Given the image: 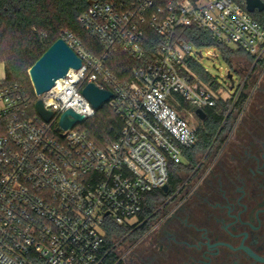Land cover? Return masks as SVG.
<instances>
[{
    "label": "built area",
    "instance_id": "1",
    "mask_svg": "<svg viewBox=\"0 0 264 264\" xmlns=\"http://www.w3.org/2000/svg\"><path fill=\"white\" fill-rule=\"evenodd\" d=\"M78 21L100 52L63 34L82 67L41 96L33 88L54 114L50 122L35 105L32 111L26 86L0 81V264H105L106 220L143 224L131 221L145 195L168 185L169 164L184 162L198 144L201 127L189 118L231 97L230 88L214 89L198 77L192 65L201 55L176 39L177 30L198 28L254 56V64L264 61V28L246 0H94ZM150 30L162 37L152 57L145 50ZM118 51L137 63L130 79L109 69ZM91 83L113 94L106 104L121 128L109 144L82 127L97 112L83 95ZM180 101L189 118L175 109ZM68 110L84 121L63 129Z\"/></svg>",
    "mask_w": 264,
    "mask_h": 264
},
{
    "label": "flooded vegetation",
    "instance_id": "2",
    "mask_svg": "<svg viewBox=\"0 0 264 264\" xmlns=\"http://www.w3.org/2000/svg\"><path fill=\"white\" fill-rule=\"evenodd\" d=\"M235 74L214 144L125 264H264V68Z\"/></svg>",
    "mask_w": 264,
    "mask_h": 264
},
{
    "label": "trees",
    "instance_id": "3",
    "mask_svg": "<svg viewBox=\"0 0 264 264\" xmlns=\"http://www.w3.org/2000/svg\"><path fill=\"white\" fill-rule=\"evenodd\" d=\"M94 0H0V62L4 64L6 85L19 84L26 86L31 97V109L37 101L29 79V70L46 50L65 33H72L80 38L87 49L98 54L99 44L87 30L79 23L80 15ZM112 1V0H99ZM264 2V0H262ZM252 17L264 28V11L256 12ZM176 39L192 44L196 48H215L220 52L230 66L233 73L232 58L249 61L252 65L256 58L243 49H235L217 43L208 32L195 27L181 28L176 32ZM145 47L147 56H153L155 48L162 42V37L150 30L146 37ZM264 68V61L258 62ZM111 72L121 80L130 79V71L137 63L121 51L113 53L108 64ZM192 68L198 77L214 89L219 88L214 79L198 61H194ZM232 74V73H231ZM241 98L240 108L246 101ZM232 100H220L215 108L206 110L207 118L198 131L197 146L185 153V160L180 164H169V192L162 189L145 195L143 210L138 219L143 224L140 227H126L107 219L105 225V242L103 252L107 254L105 264H121L117 254V242L124 240L134 244L139 242L152 228L151 221L155 218L159 207L176 194L185 176L195 172L199 158L206 154L218 137L223 121L229 111ZM180 101L175 109H183ZM83 128L89 130L91 136L101 143L109 144L116 140L121 122L108 108L107 104L97 110L95 116L86 120Z\"/></svg>",
    "mask_w": 264,
    "mask_h": 264
},
{
    "label": "water",
    "instance_id": "4",
    "mask_svg": "<svg viewBox=\"0 0 264 264\" xmlns=\"http://www.w3.org/2000/svg\"><path fill=\"white\" fill-rule=\"evenodd\" d=\"M246 9L249 13H262L264 2L262 0H246ZM82 67V60L76 52L67 44L63 38L55 41L44 54L36 61L29 70V78L37 96L49 92L60 79L67 76L69 71L79 70ZM228 79H232V74H228ZM84 97L89 101L95 110H99L113 96L107 89H100L95 84H88L83 90ZM35 109L46 122H50L53 113L44 108L42 100H37ZM198 118L202 121L206 119V114L202 110H196ZM84 117L68 110L60 119V126L63 129L73 128L76 124L82 123ZM165 193L169 192V186L162 189Z\"/></svg>",
    "mask_w": 264,
    "mask_h": 264
},
{
    "label": "rangeland",
    "instance_id": "5",
    "mask_svg": "<svg viewBox=\"0 0 264 264\" xmlns=\"http://www.w3.org/2000/svg\"><path fill=\"white\" fill-rule=\"evenodd\" d=\"M195 51L201 55L198 56L197 61L200 63V65L214 78L218 81L219 86L222 88H226L228 90L229 85H230V80L228 79V74L232 73L230 66L228 63L225 61L223 56L220 54L218 50L215 48H194ZM210 54H214L216 57H211L209 56ZM240 56H236L232 58V65H233V71H236V73H241L243 70H249L253 67L249 61H245L244 59H240ZM6 78V73H5V67L2 62H0V81H4ZM30 79V78H29ZM234 81L239 84V80L237 78V75H234ZM31 82V81H30ZM221 90V89H220ZM180 115L189 118V116L180 111ZM190 122L194 125H197L195 121L191 118H189ZM191 179V174L185 176L182 186L186 185ZM181 186V187H182ZM167 203L164 202V204ZM160 208V207H159ZM163 208V207H162ZM165 209V208H164ZM163 209V211H164ZM137 220L139 219H134L131 221V223H136ZM140 242L131 244L126 241L119 240L117 242V254L119 256V260L121 264H125V259L129 258L132 252L135 251L136 247L139 245ZM127 263V262H126Z\"/></svg>",
    "mask_w": 264,
    "mask_h": 264
}]
</instances>
